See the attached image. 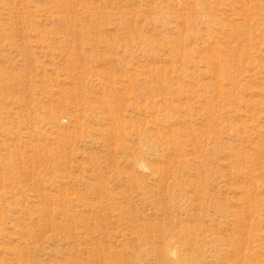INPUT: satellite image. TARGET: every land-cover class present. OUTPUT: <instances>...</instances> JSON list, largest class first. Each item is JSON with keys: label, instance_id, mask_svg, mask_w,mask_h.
<instances>
[{"label": "rangeland", "instance_id": "obj_1", "mask_svg": "<svg viewBox=\"0 0 264 264\" xmlns=\"http://www.w3.org/2000/svg\"><path fill=\"white\" fill-rule=\"evenodd\" d=\"M0 264H264V0H0Z\"/></svg>", "mask_w": 264, "mask_h": 264}]
</instances>
